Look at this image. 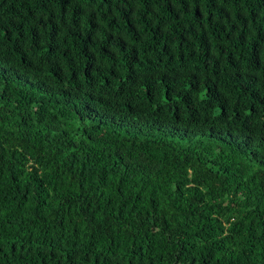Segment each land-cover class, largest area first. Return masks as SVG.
<instances>
[{"label":"trees","instance_id":"trees-1","mask_svg":"<svg viewBox=\"0 0 264 264\" xmlns=\"http://www.w3.org/2000/svg\"><path fill=\"white\" fill-rule=\"evenodd\" d=\"M0 66V264H264V0H0Z\"/></svg>","mask_w":264,"mask_h":264},{"label":"clouds","instance_id":"clouds-1","mask_svg":"<svg viewBox=\"0 0 264 264\" xmlns=\"http://www.w3.org/2000/svg\"><path fill=\"white\" fill-rule=\"evenodd\" d=\"M4 70H5V67L0 66V72H3ZM8 74L13 75V78H15L16 76H21V74H19L17 72V69H11V68L7 67V69H6L5 73L3 74L2 78H6V75H8Z\"/></svg>","mask_w":264,"mask_h":264}]
</instances>
